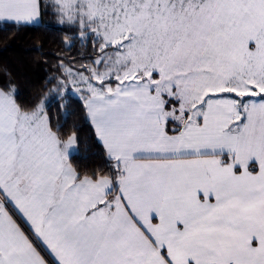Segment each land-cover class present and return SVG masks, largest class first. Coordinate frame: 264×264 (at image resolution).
<instances>
[{"label": "snow or ice", "instance_id": "snow-or-ice-1", "mask_svg": "<svg viewBox=\"0 0 264 264\" xmlns=\"http://www.w3.org/2000/svg\"><path fill=\"white\" fill-rule=\"evenodd\" d=\"M49 24L45 97L0 77V264H264V0H0Z\"/></svg>", "mask_w": 264, "mask_h": 264}, {"label": "trees", "instance_id": "trees-1", "mask_svg": "<svg viewBox=\"0 0 264 264\" xmlns=\"http://www.w3.org/2000/svg\"><path fill=\"white\" fill-rule=\"evenodd\" d=\"M60 36L58 28L52 24L19 30H0V77L11 74L19 84L20 94L25 99L45 97L48 92L45 87L46 78L51 75L50 65L56 62L55 54L62 51ZM64 103V100L54 102L47 110L54 123L58 122L64 126L65 132L79 130L80 156L90 157L91 152L95 151V146L89 139V127L84 122L74 98L67 109L71 115L65 120L59 106Z\"/></svg>", "mask_w": 264, "mask_h": 264}]
</instances>
